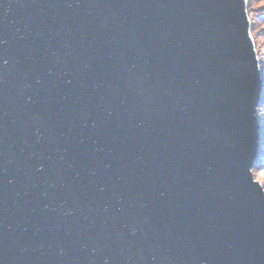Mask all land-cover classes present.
<instances>
[{
  "label": "water",
  "instance_id": "1",
  "mask_svg": "<svg viewBox=\"0 0 264 264\" xmlns=\"http://www.w3.org/2000/svg\"><path fill=\"white\" fill-rule=\"evenodd\" d=\"M262 87L246 0H0V264H264Z\"/></svg>",
  "mask_w": 264,
  "mask_h": 264
},
{
  "label": "rangeland",
  "instance_id": "2",
  "mask_svg": "<svg viewBox=\"0 0 264 264\" xmlns=\"http://www.w3.org/2000/svg\"><path fill=\"white\" fill-rule=\"evenodd\" d=\"M247 2V13H248V18L250 21V26H251V37L253 39V25L255 27V29H259V31L261 32L264 29V25H259V21L255 19V16H257V10L258 8H262L260 11L264 10V1L263 0H246ZM249 13H250V18L249 17ZM254 29V28H253ZM256 29V32H257ZM262 34V33H261ZM261 38L260 41H258V44L255 45V50L257 53V58H258V62H259V67L261 70V76H262V68L264 64V34L260 35ZM263 37V38H262ZM254 41V39H253ZM257 120L259 123V127H260V131H259V148H260V143L261 140L263 139V135H264V107L263 106H259L257 107ZM262 129V130H261ZM253 177L254 179L262 186L263 190H264V164L259 167L258 169L255 168L252 171Z\"/></svg>",
  "mask_w": 264,
  "mask_h": 264
},
{
  "label": "trees",
  "instance_id": "3",
  "mask_svg": "<svg viewBox=\"0 0 264 264\" xmlns=\"http://www.w3.org/2000/svg\"><path fill=\"white\" fill-rule=\"evenodd\" d=\"M261 9L262 8H258V10H257V16H255V19L258 20L259 21L258 24L262 26V25H264V10L263 11H260ZM249 17H250V13H249ZM253 28H252V31H253V39H254L255 45H257L258 44V41H260L259 38H261L260 35L264 34V29L260 32L259 29L256 28L257 29V32H256V29H255L254 25H253ZM262 65H263V68H262V76H261V79H262L263 87H262L261 94H260L259 106H263L264 107V64H262ZM263 164H264V135H263V139L261 140L260 148L258 150L257 157H256V159L254 161V164H253V167H252V171L255 168L258 169Z\"/></svg>",
  "mask_w": 264,
  "mask_h": 264
}]
</instances>
